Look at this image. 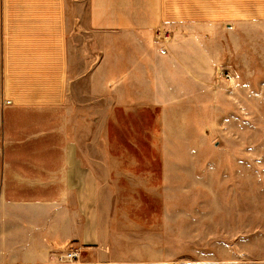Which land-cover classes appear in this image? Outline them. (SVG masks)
<instances>
[{
	"label": "crops",
	"instance_id": "crops-1",
	"mask_svg": "<svg viewBox=\"0 0 264 264\" xmlns=\"http://www.w3.org/2000/svg\"><path fill=\"white\" fill-rule=\"evenodd\" d=\"M263 62L264 0H0V264L73 250L76 264H111L146 247L99 154L101 105L114 110L121 88L124 105L200 103L218 66L232 98L259 100Z\"/></svg>",
	"mask_w": 264,
	"mask_h": 264
},
{
	"label": "rangeland",
	"instance_id": "rangeland-1",
	"mask_svg": "<svg viewBox=\"0 0 264 264\" xmlns=\"http://www.w3.org/2000/svg\"><path fill=\"white\" fill-rule=\"evenodd\" d=\"M261 64L250 77L261 86L259 100L232 98L231 82L215 70L201 83L200 103L155 107L133 96L124 105L118 102L121 88L114 110L101 105L97 142L108 151L99 154L116 162L117 191L131 197L136 212L130 228L135 236L145 230L147 241L111 264H236L264 257ZM96 126L94 121V132ZM255 230L260 246L253 253Z\"/></svg>",
	"mask_w": 264,
	"mask_h": 264
},
{
	"label": "built area",
	"instance_id": "built-area-1",
	"mask_svg": "<svg viewBox=\"0 0 264 264\" xmlns=\"http://www.w3.org/2000/svg\"><path fill=\"white\" fill-rule=\"evenodd\" d=\"M216 72L222 77L225 81L231 82L233 79L232 73L224 67L218 66ZM81 253L79 250L68 251L64 253L57 254L56 260L59 264H76L79 262Z\"/></svg>",
	"mask_w": 264,
	"mask_h": 264
}]
</instances>
